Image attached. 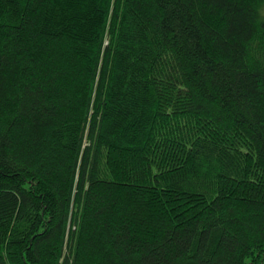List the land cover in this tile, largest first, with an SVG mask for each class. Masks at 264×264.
Returning a JSON list of instances; mask_svg holds the SVG:
<instances>
[{
  "label": "trees",
  "instance_id": "1",
  "mask_svg": "<svg viewBox=\"0 0 264 264\" xmlns=\"http://www.w3.org/2000/svg\"><path fill=\"white\" fill-rule=\"evenodd\" d=\"M0 264H264V0H0Z\"/></svg>",
  "mask_w": 264,
  "mask_h": 264
}]
</instances>
